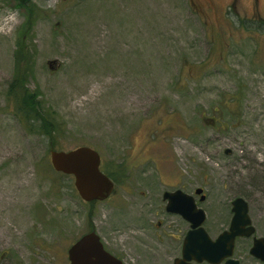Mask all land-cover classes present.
Instances as JSON below:
<instances>
[{
	"label": "rangeland",
	"instance_id": "obj_1",
	"mask_svg": "<svg viewBox=\"0 0 264 264\" xmlns=\"http://www.w3.org/2000/svg\"><path fill=\"white\" fill-rule=\"evenodd\" d=\"M19 1L0 0V264H60L91 222L114 251L145 254L166 183L205 186L216 215L264 176V0H25L29 26ZM19 46L53 150H97L116 184L105 200L55 180L48 136L15 116Z\"/></svg>",
	"mask_w": 264,
	"mask_h": 264
},
{
	"label": "flooded vegetation",
	"instance_id": "obj_2",
	"mask_svg": "<svg viewBox=\"0 0 264 264\" xmlns=\"http://www.w3.org/2000/svg\"><path fill=\"white\" fill-rule=\"evenodd\" d=\"M229 151L230 149H228L227 152L225 151V153ZM110 179L114 184V188L111 191L112 193L116 188V184L114 178ZM166 185L168 187L163 189L153 201L157 204L155 206H158V209L161 210L160 215H162L163 218L162 220H157L154 224L160 231L153 244L148 246L150 251L145 254L132 252V254L125 255L122 251H117L116 246L114 251L109 247V244L105 243L99 236L103 248L107 252L119 259L120 262L122 261L123 264H264L263 259L251 253V250L255 246V242L259 244V247L264 248V176L256 179L251 184L239 186L237 194L229 200L230 204L226 207H223L222 204H220L219 208L212 207V212H216V215L207 213L206 209L203 208L205 201L208 200L211 194L205 189V186H197L195 188L193 182L187 179L182 183L177 181L173 185L169 183H166ZM198 188L201 189V192L196 191ZM174 191H180L186 194L188 197H182L189 206H191L193 202L196 207L198 206L203 209L205 218L201 225L206 235L213 241L223 233H230L231 220L234 215V212H232L233 200L236 198L244 200L246 203L247 216L241 219V224L239 225L241 234L234 236L232 241V253L230 256H225L220 262L216 263L206 259L198 260L197 257H199L198 252L200 249L198 227H195L193 222L184 218L182 214L167 210L168 197L164 196V192L174 193ZM220 195H222L221 192ZM178 197H180V195H178L177 198ZM90 218H92V214ZM92 231L96 232L91 222L85 233ZM190 231L193 232L192 235L195 236L196 240L192 241L193 248L188 247L185 249L184 242ZM79 237H77L75 241H77ZM73 243H71L69 247ZM68 248L66 249V253H63L61 257L57 259L60 264H70ZM52 264L56 263L53 262Z\"/></svg>",
	"mask_w": 264,
	"mask_h": 264
},
{
	"label": "water",
	"instance_id": "obj_3",
	"mask_svg": "<svg viewBox=\"0 0 264 264\" xmlns=\"http://www.w3.org/2000/svg\"><path fill=\"white\" fill-rule=\"evenodd\" d=\"M55 61H48L50 69L54 67ZM212 124L214 119H208ZM228 150H226L227 152ZM100 154L90 146L81 145L69 150H51L50 163L55 172L68 175L73 179L74 188L79 197L85 202L102 201L108 198L114 188L110 177L100 169ZM201 192V189H196ZM180 197L177 198V196ZM168 197L167 210L178 212L193 222L198 227L199 236V257L198 260L206 259L212 262H220L225 256L232 253V241L235 235L241 234L239 225L241 219L246 218V203L240 198L233 200L232 212L234 215L231 220L230 233H223L215 241L211 240L202 228L201 223L205 218V213L200 207H196L192 202L189 206L185 203L182 196L188 197L180 191L174 193L164 192ZM180 198V199H179ZM196 231V230H195ZM192 231L187 234L184 248H193L192 241L196 240ZM251 253L264 260V248L254 243ZM70 264H123L111 253L107 252L100 241L99 235L92 231L81 235L68 248ZM196 258V257H195Z\"/></svg>",
	"mask_w": 264,
	"mask_h": 264
},
{
	"label": "trees",
	"instance_id": "obj_4",
	"mask_svg": "<svg viewBox=\"0 0 264 264\" xmlns=\"http://www.w3.org/2000/svg\"><path fill=\"white\" fill-rule=\"evenodd\" d=\"M26 3L25 0H22L19 1L18 4L21 7L24 5V7L29 10L30 15L27 18V24L29 26L32 23L33 5L31 3ZM26 53L27 55L24 54L22 46H19L18 50L15 52L14 66L16 72L9 83L7 97L12 101L15 116L28 131L48 136L51 151L56 149V146H53V139L60 129L53 123L50 113L42 111L40 101L37 100V95L30 92L25 86L27 74L30 68H32L31 65L33 62L31 61L29 52L27 51ZM106 174L110 178H114L113 172L108 170ZM55 175V180H58L61 176H66L58 172H56ZM94 202L95 201H91L90 203L93 204Z\"/></svg>",
	"mask_w": 264,
	"mask_h": 264
},
{
	"label": "bare ground",
	"instance_id": "obj_5",
	"mask_svg": "<svg viewBox=\"0 0 264 264\" xmlns=\"http://www.w3.org/2000/svg\"><path fill=\"white\" fill-rule=\"evenodd\" d=\"M246 174V173H245ZM245 175H240L239 177H238V179H241L242 177H244Z\"/></svg>",
	"mask_w": 264,
	"mask_h": 264
}]
</instances>
